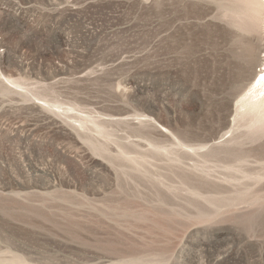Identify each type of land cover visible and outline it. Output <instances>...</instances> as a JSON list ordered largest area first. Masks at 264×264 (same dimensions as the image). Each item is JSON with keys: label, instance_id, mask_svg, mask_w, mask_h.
I'll list each match as a JSON object with an SVG mask.
<instances>
[{"label": "rangeland", "instance_id": "1", "mask_svg": "<svg viewBox=\"0 0 264 264\" xmlns=\"http://www.w3.org/2000/svg\"><path fill=\"white\" fill-rule=\"evenodd\" d=\"M218 3L0 0V264H264L258 38Z\"/></svg>", "mask_w": 264, "mask_h": 264}, {"label": "bare ground", "instance_id": "2", "mask_svg": "<svg viewBox=\"0 0 264 264\" xmlns=\"http://www.w3.org/2000/svg\"><path fill=\"white\" fill-rule=\"evenodd\" d=\"M216 19L220 37L225 36L224 25L227 24L232 31V42L240 41L245 36L241 37L242 33L257 35L259 49L255 57L259 69L253 70L254 81L239 101L238 108L240 115H252L250 127L264 135V0H219Z\"/></svg>", "mask_w": 264, "mask_h": 264}]
</instances>
